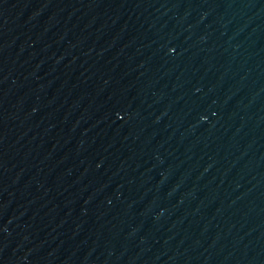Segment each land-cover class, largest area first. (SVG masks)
Instances as JSON below:
<instances>
[{
    "label": "water",
    "instance_id": "1",
    "mask_svg": "<svg viewBox=\"0 0 264 264\" xmlns=\"http://www.w3.org/2000/svg\"><path fill=\"white\" fill-rule=\"evenodd\" d=\"M0 264H264V0H0Z\"/></svg>",
    "mask_w": 264,
    "mask_h": 264
}]
</instances>
